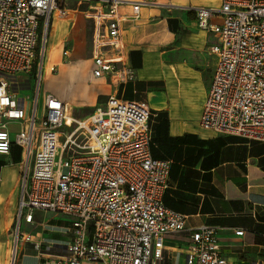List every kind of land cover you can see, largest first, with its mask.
Masks as SVG:
<instances>
[{
	"label": "built area",
	"instance_id": "2783aa9c",
	"mask_svg": "<svg viewBox=\"0 0 264 264\" xmlns=\"http://www.w3.org/2000/svg\"><path fill=\"white\" fill-rule=\"evenodd\" d=\"M101 1L112 16L103 42L118 57L98 54L93 75L127 84L137 74L123 58L117 8L126 0ZM131 3L137 19L149 2ZM61 7V0H0V154L18 146L23 158L12 264L21 241L33 245L37 264H232L217 227L186 228V215L163 203L171 161L151 155L145 102L111 95L105 106L75 117L48 93L39 114L47 30ZM195 11L199 27L216 36L209 50L217 56L200 126L264 143V0H222L219 8ZM38 210L70 220L68 242L45 244L21 231ZM182 232V262L168 261L165 241Z\"/></svg>",
	"mask_w": 264,
	"mask_h": 264
},
{
	"label": "crops",
	"instance_id": "0c3cea01",
	"mask_svg": "<svg viewBox=\"0 0 264 264\" xmlns=\"http://www.w3.org/2000/svg\"><path fill=\"white\" fill-rule=\"evenodd\" d=\"M132 1L149 2L142 5L137 19ZM61 4L47 30L39 103L51 93L69 105L72 115L85 117L105 106L111 95L145 102L151 113V155L171 161L163 203L186 215V228L217 227L221 252L232 264H264V143L219 134L199 124L217 56L209 50L216 36L199 27L195 9L219 8L222 0L119 4L123 58L137 74L127 84L93 75L98 54L118 57L103 42L112 18L108 7L101 0H61ZM11 127L16 130L18 124ZM22 159L18 146L0 154V264H12ZM34 218V224L22 222V232L45 244L69 241L71 225L55 224L54 213L38 210ZM241 229L243 235H236ZM186 242L187 232L168 237L167 260L182 262ZM15 264H37L31 243L20 242Z\"/></svg>",
	"mask_w": 264,
	"mask_h": 264
},
{
	"label": "rangeland",
	"instance_id": "374dc122",
	"mask_svg": "<svg viewBox=\"0 0 264 264\" xmlns=\"http://www.w3.org/2000/svg\"><path fill=\"white\" fill-rule=\"evenodd\" d=\"M32 82L34 84L35 80H33ZM32 93H33L32 91H30V92L29 91H25L21 95H27V94L33 95ZM21 97H23V96H21ZM38 112H39L40 115H42V104H39ZM63 217H65V216L62 215L61 213L54 212V223L59 225V226H61V227H65V226L71 225L70 220L67 219L66 217H65V219H66L65 220V219H63Z\"/></svg>",
	"mask_w": 264,
	"mask_h": 264
}]
</instances>
